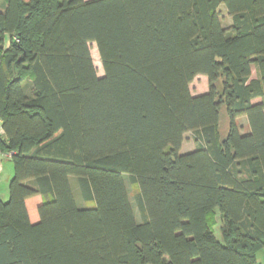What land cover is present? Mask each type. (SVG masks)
I'll list each match as a JSON object with an SVG mask.
<instances>
[{"label": "trees", "instance_id": "obj_1", "mask_svg": "<svg viewBox=\"0 0 264 264\" xmlns=\"http://www.w3.org/2000/svg\"><path fill=\"white\" fill-rule=\"evenodd\" d=\"M0 118V264H258L264 0L0 1Z\"/></svg>", "mask_w": 264, "mask_h": 264}, {"label": "rangeland", "instance_id": "obj_2", "mask_svg": "<svg viewBox=\"0 0 264 264\" xmlns=\"http://www.w3.org/2000/svg\"><path fill=\"white\" fill-rule=\"evenodd\" d=\"M1 3L4 5L5 0H0ZM3 10H4V6H3ZM223 14L224 16L226 15L225 11L222 12V18H223ZM226 19V18H225ZM228 20V18H227ZM225 24V21H224ZM7 45L9 44V40H7ZM90 49H91V55L92 58L94 60V64L97 68V72L98 75L100 77L104 76V70H103V66L101 63V59H100V55L98 52V49L96 47L95 43H90ZM192 94L194 96L197 95H202L208 92L209 90V82H208V78L206 76L203 75H199L196 77V79L193 81V83L190 86ZM238 124L242 127L243 131H247L248 130V120L246 117H241L238 119ZM228 130H229V118L226 112V109L223 108L221 109L220 112V133L222 137H226V135L228 134ZM243 132V133H244ZM196 148V141H195V135L192 132H189L185 135V142L183 144V153H187L189 151H192ZM7 154V153H4ZM125 182L127 184V188L133 203V207L135 209V213H136V217L137 219H141V214L139 212L138 209V205L136 202V195L140 192L139 186L138 184H134L133 181H131L130 176L125 175ZM72 181H74V178H72ZM8 188H9V184L6 180H3L0 184V198L3 201H8L10 196L8 198L5 197V194L7 195L8 193ZM75 194V199L77 201V204L79 207L81 208H92L95 207L96 202L94 201H88V200H84L82 198H80L79 196H77L78 191L75 190L74 192ZM39 199H36L35 201H33L34 203H30L29 208H30V213H31V217L34 219L37 216V206L36 203ZM84 200V201H83ZM221 226H222V222L220 217H216L215 216V225H214V231L216 234V237L218 240H221ZM257 260H258V264H264V249L260 250L257 254Z\"/></svg>", "mask_w": 264, "mask_h": 264}, {"label": "crops", "instance_id": "obj_3", "mask_svg": "<svg viewBox=\"0 0 264 264\" xmlns=\"http://www.w3.org/2000/svg\"><path fill=\"white\" fill-rule=\"evenodd\" d=\"M228 20L231 21L230 19H228ZM10 159L11 158L7 157L6 154L0 153V184L3 180H6L8 182V184H10V181L12 180V178L14 176V164ZM5 197L6 198L9 197V188H8L7 195L5 194ZM36 199H39L36 203V206H37L36 208H37V212H38V207L44 201V197L42 195H37V196L31 197V198L27 199V201H26L29 215H31L29 205H30V203H34L33 201H35ZM30 218H31V221L33 223L38 222L40 220L39 213H37L36 218L33 219L31 216H30Z\"/></svg>", "mask_w": 264, "mask_h": 264}, {"label": "built area", "instance_id": "obj_4", "mask_svg": "<svg viewBox=\"0 0 264 264\" xmlns=\"http://www.w3.org/2000/svg\"><path fill=\"white\" fill-rule=\"evenodd\" d=\"M4 134H5V130H4V127H3V121L0 118V136H4ZM6 155H7V157L11 158L12 155H13V153L12 152H9Z\"/></svg>", "mask_w": 264, "mask_h": 264}]
</instances>
